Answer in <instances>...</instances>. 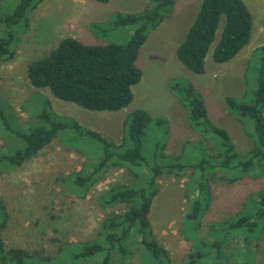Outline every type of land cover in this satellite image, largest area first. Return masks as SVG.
<instances>
[{
    "label": "rangeland",
    "instance_id": "374dc122",
    "mask_svg": "<svg viewBox=\"0 0 264 264\" xmlns=\"http://www.w3.org/2000/svg\"><path fill=\"white\" fill-rule=\"evenodd\" d=\"M243 1L253 17L251 41L231 62L215 63L212 51L224 27V19H221L216 41L206 58L205 72L196 74L180 63L176 49L185 38L202 0H176L169 17L149 33L141 47L137 65L143 72L142 79L133 87L131 104L117 112L90 111L61 101L45 89L33 87L27 77L28 66L47 55L67 36L87 44H125L133 28L114 27V19L118 13H135L150 6V0H110L107 3L43 0L29 14L27 25L16 28L15 56L0 63V103L5 106L13 131H26L35 125L37 121L32 115L46 108L52 110L53 118L71 117L116 144L123 140L124 120L135 109L146 110L154 119L163 118L167 126L152 123L146 129L142 144L143 167L132 170L114 158L83 198L79 189L74 191L70 183L66 184V179L80 174L95 159L87 151L77 150L83 141L73 136L68 142L56 139L19 168L5 167L0 175V198L11 214L10 224L3 232L7 248H25L40 257H57L60 248L66 250L79 242L96 240L104 220L127 209L126 204H103L101 198L105 192L117 185L133 189L146 187L149 170L154 166L169 162L194 163L217 155L221 151L219 137L212 133L204 135L191 126L188 109L173 86L191 82L202 95L212 123L229 133L241 155L250 151L248 120L239 118L226 104L227 97L252 103L257 68L264 58L261 50L264 47V0ZM2 4L6 7L7 2ZM2 35L0 28V37ZM3 135L6 139L0 135V148L3 142L8 147L11 144L13 149L24 146L6 127ZM13 141L20 146L15 147ZM198 176L193 168H186L179 175L163 170L156 180L150 223L154 236L169 251L174 264H187L189 254L194 251L208 254L202 260L204 264L218 261L264 264V230L259 233V239L252 238L247 243L244 231L235 232L228 226L238 214L255 209L254 196L264 189V172L257 170L243 175L217 171L209 175L211 200L199 227L186 218ZM132 239L130 248L134 255L121 259L115 254L116 264H144V251L139 248L138 239ZM222 239V248L213 244ZM99 260L92 259L89 264ZM33 262L51 264L36 257Z\"/></svg>",
    "mask_w": 264,
    "mask_h": 264
},
{
    "label": "trees",
    "instance_id": "16d2710c",
    "mask_svg": "<svg viewBox=\"0 0 264 264\" xmlns=\"http://www.w3.org/2000/svg\"><path fill=\"white\" fill-rule=\"evenodd\" d=\"M7 2L6 7L2 6ZM43 0H0V63L15 56L13 43L16 28L26 26L29 14L36 10ZM107 3L110 0H94ZM150 6L135 13H118L114 27L130 26L133 32L125 44L105 43L87 44L72 36L62 38L51 51L32 61L27 70L30 84L37 89H45L55 98L75 103L84 109L101 112H117L127 108L133 101V87L143 76L137 65L138 55L149 33L158 28L169 17L176 0H150ZM221 19L224 27L220 39L212 51L215 63L231 62L239 52L249 44L253 32V17L243 0H202L198 13L190 25L185 38L176 49L180 63L196 74L205 72L206 58L216 41ZM264 51V47L261 48ZM181 102L188 109L191 126L202 134H216L220 139L221 151L217 155L205 157L196 162H169L154 166L146 178V187L133 189L117 185L102 195V203L108 206L126 204L124 212L106 218L99 232V238L79 242L66 250L58 252L57 257H40L29 253L25 248H7L3 232L8 228L11 214L6 203L0 198V263L1 264H36L33 259L42 258L51 264H89L92 259H99L95 264H116L114 255L121 259L133 256L130 248L132 238L138 239L139 248L144 251V264H174L169 251L154 236L150 223L153 198L156 194L157 177L163 173L179 175L186 168H193L199 174L195 186V196L190 199L186 218L200 226L201 218L211 200L209 175L217 171L238 174L264 172V58L257 68L256 88L252 103L237 102L227 97L226 104L239 118L248 120V136L252 147L246 155H241L229 133L212 123L208 116L205 101L191 82L173 86ZM0 103V135L3 130L19 138L24 146L13 149L3 142L0 148V175L3 169L19 168L33 160L56 139L68 142L72 136L82 140L78 151H87L95 161L86 166L80 174L66 179L74 191L82 192V198L99 178L107 171L114 158L120 165L141 168L145 163L142 144L146 129L152 124L167 126L163 118L154 119L143 109L133 110L124 120L123 140L120 144L89 130L71 117H52V110L47 108L32 115L37 121L26 131H13ZM37 116V117H35ZM3 127V128H2ZM6 139V138H5ZM90 142V143H89ZM88 144V147H85ZM15 147L16 141H13ZM90 159H88V162ZM234 179V181H236ZM255 209L249 213H240L228 226L235 231L246 233L247 243L259 239L264 230V189L255 196ZM53 218V217H52ZM228 223V222H227ZM227 225V224H226ZM57 232V228H54ZM224 240L213 244L222 248ZM208 254L194 251L190 253L187 264H204L202 260ZM210 264V263H209ZM212 264H223L221 261Z\"/></svg>",
    "mask_w": 264,
    "mask_h": 264
}]
</instances>
